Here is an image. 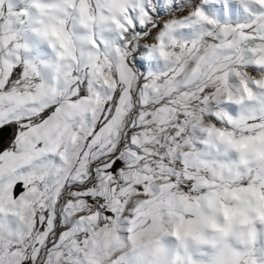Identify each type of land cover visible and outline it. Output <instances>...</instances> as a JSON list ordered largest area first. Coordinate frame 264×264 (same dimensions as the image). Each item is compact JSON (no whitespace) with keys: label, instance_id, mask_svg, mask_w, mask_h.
Here are the masks:
<instances>
[{"label":"snow or ice","instance_id":"1","mask_svg":"<svg viewBox=\"0 0 264 264\" xmlns=\"http://www.w3.org/2000/svg\"><path fill=\"white\" fill-rule=\"evenodd\" d=\"M0 264H264V0H0Z\"/></svg>","mask_w":264,"mask_h":264}]
</instances>
